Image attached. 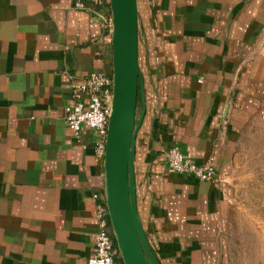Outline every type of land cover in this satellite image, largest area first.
<instances>
[{
    "label": "crops",
    "instance_id": "obj_1",
    "mask_svg": "<svg viewBox=\"0 0 264 264\" xmlns=\"http://www.w3.org/2000/svg\"><path fill=\"white\" fill-rule=\"evenodd\" d=\"M75 2L0 0V264H87L94 251L105 169L96 133L84 126L77 136L65 107L74 77L113 74L112 31ZM138 8L147 107L138 207L160 264H174L170 254L194 252L195 236L209 248L227 235L239 143L264 124V0ZM174 146L196 164L212 158L217 180L173 172L165 151Z\"/></svg>",
    "mask_w": 264,
    "mask_h": 264
},
{
    "label": "water",
    "instance_id": "obj_2",
    "mask_svg": "<svg viewBox=\"0 0 264 264\" xmlns=\"http://www.w3.org/2000/svg\"><path fill=\"white\" fill-rule=\"evenodd\" d=\"M113 89L104 162L107 206L123 264H160L139 213L136 141L146 114L138 0H111ZM142 110L137 119L138 98Z\"/></svg>",
    "mask_w": 264,
    "mask_h": 264
},
{
    "label": "built area",
    "instance_id": "obj_3",
    "mask_svg": "<svg viewBox=\"0 0 264 264\" xmlns=\"http://www.w3.org/2000/svg\"><path fill=\"white\" fill-rule=\"evenodd\" d=\"M74 6L80 9H95V19L113 32L111 0H76ZM112 89L113 75L93 72L81 81L74 77L73 102L65 107V122L77 136L80 135L84 126L96 133V160L103 165L106 157L109 116L112 111ZM165 153L169 168L173 172L186 174L206 182L217 180L212 158L203 164H196L188 159L179 146L169 148ZM93 198L98 203L97 236L93 254L87 264H118L121 255L112 230L106 186L101 192L95 191Z\"/></svg>",
    "mask_w": 264,
    "mask_h": 264
},
{
    "label": "rangeland",
    "instance_id": "obj_4",
    "mask_svg": "<svg viewBox=\"0 0 264 264\" xmlns=\"http://www.w3.org/2000/svg\"><path fill=\"white\" fill-rule=\"evenodd\" d=\"M141 110L138 101L137 119ZM239 153L233 215L225 223L227 235L209 238V248L204 247L208 245L205 239L195 236L191 239L194 252L170 254L181 260L174 264H264V124L255 125L243 138ZM218 239L222 254L217 253Z\"/></svg>",
    "mask_w": 264,
    "mask_h": 264
},
{
    "label": "trees",
    "instance_id": "obj_5",
    "mask_svg": "<svg viewBox=\"0 0 264 264\" xmlns=\"http://www.w3.org/2000/svg\"><path fill=\"white\" fill-rule=\"evenodd\" d=\"M138 101H140V103H141L140 96H139V98H138ZM118 264H123V261H122L121 258L118 259Z\"/></svg>",
    "mask_w": 264,
    "mask_h": 264
}]
</instances>
